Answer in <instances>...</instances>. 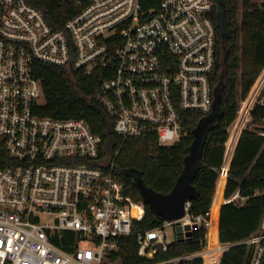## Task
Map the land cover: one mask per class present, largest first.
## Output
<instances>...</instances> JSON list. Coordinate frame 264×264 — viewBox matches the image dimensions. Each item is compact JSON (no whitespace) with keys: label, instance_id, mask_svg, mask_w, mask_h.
I'll return each instance as SVG.
<instances>
[{"label":"built area","instance_id":"built-area-1","mask_svg":"<svg viewBox=\"0 0 264 264\" xmlns=\"http://www.w3.org/2000/svg\"><path fill=\"white\" fill-rule=\"evenodd\" d=\"M213 3L77 1L79 10L54 27L28 0H0V264H105L119 249L116 239L132 234L145 212L113 160L95 164L101 138L83 118L37 113L42 87L35 63L86 75L99 69L103 78L94 98L114 131L123 138L153 134L159 144H170L182 133L186 111L213 110ZM256 104L264 106V83L241 131L264 129V120L250 123ZM228 169L222 164L218 177L227 179ZM237 199L245 200L235 191L224 203ZM189 206L178 220L136 233L139 255L150 258L158 246L165 250L164 229L176 221L196 225L192 231L208 228L210 218L191 215ZM233 244L249 247L247 264H264V210L258 228ZM202 251L194 256L204 260Z\"/></svg>","mask_w":264,"mask_h":264},{"label":"trees","instance_id":"trees-1","mask_svg":"<svg viewBox=\"0 0 264 264\" xmlns=\"http://www.w3.org/2000/svg\"><path fill=\"white\" fill-rule=\"evenodd\" d=\"M28 1L44 12L54 27H60L79 10L77 1L86 3V0ZM214 1L218 4V9L212 15L216 26V51L210 80L213 95L218 99L217 120L205 132L202 165L191 180L196 196L189 202V213L193 216L201 214L209 219L211 205L213 207L220 200L223 201L224 196L229 197L237 191L244 197L245 200L226 202L220 207L219 240L231 245L218 264H247L249 247L233 243L248 237L258 228L264 210V135L258 133L264 129L244 128L239 140H236L235 134L231 137V132L237 124L240 101L257 94L264 83V0ZM34 67L42 87L37 113L57 118H83L101 138L95 164L113 160L118 178L135 200L143 202L136 186L137 178L155 194H165L172 189L184 169V157L189 154L194 140L193 130L206 115L195 110L186 111L183 114L182 133L170 144H159L153 134L123 138L114 131V121L94 98L95 89L103 78L99 69L86 75L68 66L36 62ZM252 104L253 101L248 99L241 104L245 120ZM250 118V123L259 126L264 120V106L256 104ZM222 164L229 167L227 179L224 173L218 177ZM144 206V215L134 222L133 233L116 239L119 249L109 253L105 264H165L173 260H177V264H203L200 256L193 255L205 247L206 239L208 248L216 250L205 253L206 263L219 260V241L209 246L207 233L210 230L207 232L204 226L194 229L187 239L177 240L175 237L165 250L158 246L150 258L140 256L136 233L164 223V219L154 213L147 203ZM62 233L67 237L69 231ZM55 243L65 251L71 250L58 241Z\"/></svg>","mask_w":264,"mask_h":264},{"label":"water","instance_id":"water-1","mask_svg":"<svg viewBox=\"0 0 264 264\" xmlns=\"http://www.w3.org/2000/svg\"><path fill=\"white\" fill-rule=\"evenodd\" d=\"M212 10H217V3H213ZM218 99L214 96L213 110L206 115L203 120L194 128V140L190 146V152L184 157V169L176 180L172 189L165 194H155L147 188L140 178L136 179L143 202L147 203L154 213L165 221H175L185 213V205L196 196V189L191 184V180L202 165V148L205 144V132L217 120L216 106ZM190 225L182 226L179 221L174 225L175 237L177 240H184L191 236Z\"/></svg>","mask_w":264,"mask_h":264},{"label":"rangeland","instance_id":"rangeland-1","mask_svg":"<svg viewBox=\"0 0 264 264\" xmlns=\"http://www.w3.org/2000/svg\"><path fill=\"white\" fill-rule=\"evenodd\" d=\"M262 73H263V71H262ZM262 73H261V75H262ZM240 114H241V118L238 115L237 124H236L235 128L232 129L231 137L233 136V134L236 135V133H238V130L243 126L242 123H245V121H246L243 118V116H242L243 113H240ZM232 125L228 129V133L230 132V128L232 127ZM247 128H248V126H247ZM164 231L166 233V241L167 242H170V241H172L175 238L174 228L172 226L165 227ZM207 238H208V245L209 246L218 243V232H217L216 226L213 228L212 231H210L209 233H207ZM219 245H220V248L219 249L221 250V253H224L229 248L228 245H226L225 243H221L220 242ZM214 251H216V250L208 248L207 243H206V245L203 248V251L202 252H203V255H205V253H213ZM205 263H206V260H205V257H204L203 264H205ZM165 264H177V260H173V261H170V262L165 263Z\"/></svg>","mask_w":264,"mask_h":264},{"label":"crops","instance_id":"crops-1","mask_svg":"<svg viewBox=\"0 0 264 264\" xmlns=\"http://www.w3.org/2000/svg\"><path fill=\"white\" fill-rule=\"evenodd\" d=\"M257 2H260L261 0H256ZM264 69V68H263ZM261 74V73H260ZM260 76V75H259ZM259 76H258V78H259ZM257 78V79H258ZM257 79H256V81H257ZM255 81V82H256ZM255 84V83H254ZM249 95V94H248ZM234 123V122H233ZM241 133H242V131L240 132V135H241ZM229 137H230V132H229V136H228V139H229ZM239 138H240V136H239ZM228 139H227V141H228ZM239 140V139H238ZM227 141H226V145H225V152H226V148H227ZM238 143V142H237ZM237 145V144H236ZM236 148V147H235ZM235 148H234V151H235ZM234 151L232 152V156H231V159H230V162H231V160H232V158H233V155H234ZM224 157H225V153H224ZM229 165H230V163H229ZM225 184H226V180H225ZM216 186H217V183H216ZM215 192H216V190H215ZM215 195V194H214ZM214 198V197H213ZM212 203H213V199H212ZM223 203H224V201H223ZM223 203L220 205V207L223 205ZM220 207L217 209V213H214L213 214V217H212V212H211V210H212V205H211V210H210V221H211V219H212V223H211V230L210 231H212L213 230V228L216 226V229H217V232H218V241H219V231H218V227H219V211H220ZM219 243H220V241H219ZM194 256V255H193ZM222 257V256H221ZM221 257H220V259H221Z\"/></svg>","mask_w":264,"mask_h":264},{"label":"bare ground","instance_id":"bare-ground-1","mask_svg":"<svg viewBox=\"0 0 264 264\" xmlns=\"http://www.w3.org/2000/svg\"><path fill=\"white\" fill-rule=\"evenodd\" d=\"M257 83V82H256ZM263 85V83L261 84V86ZM260 86V87H261ZM256 95L257 94H252V95H250L248 98H246V99H248V100H251V101H253L254 102V100H255V97H256ZM240 113H242V108L240 107V110H239V117L241 118V114ZM242 120V119H241ZM242 124H244V123H242ZM242 128V127H241ZM241 128L238 130V133H236V140L239 138V136H240V132H241ZM224 201V200H223ZM223 201L222 200H220L218 203H216L215 205H213V207H212V210H211V212H212V217H213V214L214 213H217V209L220 207V205L223 203ZM211 223H212V219H211V221L209 222V225H208V228H207V231L208 230H211Z\"/></svg>","mask_w":264,"mask_h":264}]
</instances>
